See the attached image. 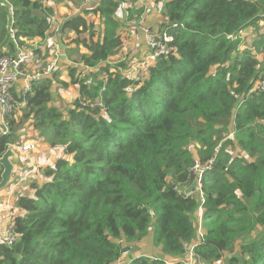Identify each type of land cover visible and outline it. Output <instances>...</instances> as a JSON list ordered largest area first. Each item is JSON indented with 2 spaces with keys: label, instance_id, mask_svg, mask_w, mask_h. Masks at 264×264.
Here are the masks:
<instances>
[{
  "label": "trees",
  "instance_id": "16d2710c",
  "mask_svg": "<svg viewBox=\"0 0 264 264\" xmlns=\"http://www.w3.org/2000/svg\"><path fill=\"white\" fill-rule=\"evenodd\" d=\"M46 1L0 0V56L15 52L14 38L44 45L56 18ZM82 1L56 37L71 46L69 81L59 73L61 50L29 91L12 88L15 108L0 121V154L24 128L62 150L39 167L48 180L32 181L33 196L16 198L19 236L0 240V264H119L149 234L161 254L121 264H186L190 247L194 264H264V0H156L169 52L137 62L132 76L117 69L123 61L108 63L123 44L115 14L126 0ZM137 1H127L128 19L144 13L140 6L130 16ZM250 27L251 44L240 49ZM47 49L36 46L42 59ZM57 82L79 86L66 113L51 102ZM195 160L210 163L202 202L196 191L182 193Z\"/></svg>",
  "mask_w": 264,
  "mask_h": 264
},
{
  "label": "built area",
  "instance_id": "2783aa9c",
  "mask_svg": "<svg viewBox=\"0 0 264 264\" xmlns=\"http://www.w3.org/2000/svg\"><path fill=\"white\" fill-rule=\"evenodd\" d=\"M56 24L59 25V22L56 21ZM50 31L51 34L44 41V45L43 43L37 44L35 42L28 44H23V43L21 44L18 43V41L15 40L14 38L13 42L16 48L15 52L6 53L0 56V119L1 120H3L4 117L15 108V100L12 95V90H13L12 86L18 80L17 78L24 74V70L27 68V66L31 65V62H34L33 68L36 67L38 70L42 68V71L41 72L38 71L36 73L33 72L25 75L23 85L20 88L22 92L29 91L33 83L37 82L39 78H41L42 76L49 74L52 71V69L57 66L58 57L61 55V52H59V50L55 52L49 64L47 66L45 65L44 67L42 66V64H40L41 59L36 51V46L50 47L52 45H55L58 29L56 27ZM145 40L147 47L149 48V52L145 56V58L139 62L141 67H143L149 62L155 61L158 56L161 55L165 56L169 52L168 42L172 40V37L168 34L160 33L156 31L153 33H147ZM74 85L77 86V84ZM4 131H7L6 126L4 127ZM33 142H34L33 140L28 139L20 143L19 142L7 143V146H12L15 150H17L20 156H23L24 158H26V160H29L27 163V168H25L26 170L23 172L20 171L17 174V176H15V180L13 182L15 184L23 183L25 179L30 174L33 173L34 165L30 160L31 151L36 149V145ZM26 160L25 162H27ZM209 168H210V163L207 164L206 162H200L198 160H195L194 164L191 167V171L193 175L195 176V174H198L199 176L197 180L198 188L197 190H195L198 193V196L200 197L199 202H202L204 200L203 192L201 191L202 176L203 173ZM202 213H203V208L202 206L199 205L194 214L195 226H196V242L201 240L204 235V229L202 226ZM11 221H12V217H10L8 222L4 225L3 239L8 244L15 241L19 236L18 233L15 232L11 224ZM188 252H189V256L186 258L187 261H185V263L192 264L191 261L193 258V247H190L188 249Z\"/></svg>",
  "mask_w": 264,
  "mask_h": 264
},
{
  "label": "rangeland",
  "instance_id": "374dc122",
  "mask_svg": "<svg viewBox=\"0 0 264 264\" xmlns=\"http://www.w3.org/2000/svg\"><path fill=\"white\" fill-rule=\"evenodd\" d=\"M73 9L76 10V11H80L81 7L83 6V4H85L86 2L85 1H77V0H73ZM126 1H132V0H126ZM56 2H59L58 0H56ZM85 2V3H83ZM137 2H140L141 3V6H144V4H146V11H144L145 14H143L141 17H144V15H147V17L141 19L138 24H137V28L135 30H133L132 32H128L129 35L133 36L134 40L132 43H139L141 42L140 40L142 39L141 36H144L145 34V31L149 30L148 26H147V21L149 20H154V19H157V15L153 12H151V10L155 9H148L147 5L148 4H154L155 2H157L156 0H141V1H137ZM82 3V4H81ZM44 4H45V1H44ZM78 5V7H77ZM155 6V5H154ZM67 5L65 6V14H58L56 12V16L58 19H64L69 15L70 12H67ZM159 11L162 10L161 9H158ZM52 19L50 18V30H53L54 28L57 27V29L59 30L60 28V25H57L56 24V21H55V18L53 16H51ZM61 21V20H60ZM153 31V30H152ZM151 31V32H152ZM156 32V31H155ZM158 32H159V27H158ZM253 28L250 27L248 28L247 31H244L241 33V38H242V42L239 46L240 49H243L245 48L246 46H249L251 44V40H252V37H253ZM125 35H126V32H125ZM146 41V40H145ZM147 45V44H146ZM122 48V47H121ZM121 48L119 50L118 53H121V59H119L118 63L123 61L124 63V66L123 67H119V69H121V71L127 75H136L137 74V70H138V67H137V64L136 62L138 61V59H134L132 62H129L131 60V57H128V53L124 54V49H122L121 51ZM59 50V52H61V47H60V44L55 41V45H52L50 47H48L47 49V52H48V55L47 53H45V56L44 58H40L41 60V63L42 66L44 67L45 65L47 66L49 64V62L52 60V57L54 56L55 52ZM141 55L144 57L146 54L144 52H141ZM142 57V58H143ZM258 59L260 60V56H257ZM117 63V64H118ZM136 64V66L134 67V65ZM34 62H31V65L30 66H27V68L24 70V74L19 76L16 80V82L13 84L12 88H16L18 91L20 90V88L22 87V84L24 82V78H25V75L26 74H30V73H33V72H41L42 71V68L41 69H37L36 67H34ZM59 73H60V76H64L66 75V78H64V80L66 81H69V78H68V69L63 65V68L62 69H59ZM67 73V74H66ZM40 79V78H39ZM79 86H78V83H77V86H69V87H66V88H63L61 85L54 83L53 85V88H52V94H51V102L55 105H57L59 107V109L63 112V113H66L68 111L69 108H71L72 106V103H73V99L75 97V92L76 90H78ZM17 91V93H18ZM28 129L27 128H24L22 134L20 135V138L19 140L20 141H17V142H23L25 140H28V139H31L33 140L36 145V149L35 150H32L31 153H30V160L32 161L33 163V176H35L34 174V171L36 169H39V167L41 166H44V165H52L53 164V161L55 160V157L58 156V155H61L62 153V150L57 148V147H52V148H49V152L53 153L52 155L47 151L46 153H44L43 155L45 156H37V158L33 159V154L35 152H37V150H40L41 148H44L46 149V145L42 144L41 142L38 144V142H36L34 140V138L31 137V134L29 133H26ZM50 155V156H48ZM21 159H22V166L27 168V163L29 160H27V162H25V158L23 156H21ZM26 164V165H25ZM26 169H20L19 165L15 167L14 171H13V176L17 175L20 171H25ZM0 171H1V166H0ZM31 174V175H32ZM30 175V176H31ZM37 177H38V174H36ZM29 176V177H30ZM42 178V176H41ZM48 180V177L47 176H43V179L42 181H47ZM9 188V187H8ZM21 189H24V190H27L28 187H25V188H21ZM5 190H1L0 191V213L3 212L4 210H6V204L7 202H9L11 199L10 198H7L5 197ZM8 195V194H7ZM30 196H33V193H30L28 194ZM6 200V201H5ZM2 202H3V206H2ZM153 219V218H152ZM150 237V236H149ZM151 248H152V243H151V239L150 238H145L143 240V242H138V243H133L130 250L128 252H126L124 254V257H131V254L130 252L133 250V251H138L141 249V251L143 253H148V254H153V250L151 251ZM235 252V251H234ZM135 253V252H134ZM161 254V252L159 253V255ZM227 257L228 254H225ZM119 261V264L121 263H124L125 259ZM193 261V260H192ZM191 261L192 264H194L193 262ZM218 264H226L225 261H220Z\"/></svg>",
  "mask_w": 264,
  "mask_h": 264
},
{
  "label": "crops",
  "instance_id": "0c3cea01",
  "mask_svg": "<svg viewBox=\"0 0 264 264\" xmlns=\"http://www.w3.org/2000/svg\"><path fill=\"white\" fill-rule=\"evenodd\" d=\"M70 1V0H69ZM89 1V0H87ZM70 2H68V0H61L59 2H56V0H47L46 1V4L48 5H54L55 6V13L57 12L58 14H65V6L67 5V12H70V14L72 13H78L79 11H76L73 9V3L69 4ZM129 4V3H128ZM128 4H127V1H121L119 3V6L117 7V11H116V19L118 21L121 22V26L119 28V31L122 35V38H123V44H122V48H121V51L122 49H124V54L128 53V57H131V60L129 62H132L134 59H140L142 58L143 56L141 55V52H144L145 54L147 53L148 49H147V45H146V41H145V38H146V34L147 33H153L155 31H158V27L161 23H164L165 22V19H164V4L162 1H157L155 2L154 4H148L147 7L148 9H153L151 10V12L155 13L157 15V19H154V20H149L147 21V26L149 28V30H147L144 34V36H141V42L139 43H132L134 38L133 36L129 35L128 32H132L133 30H135L137 28V24L138 22L147 17V15H144V17H135V18H132V19H128L127 18V15H126V9L128 7ZM145 5V11H146V4ZM155 5V6H154ZM141 6V3L140 2H136L135 5H133L132 7H130L132 10L130 12V16L131 17H134L136 16V13L134 12V10H138ZM78 7V5H77ZM161 11H159L158 9H161ZM134 12V13H133ZM145 14V13H143ZM142 14V15H143ZM141 15V16H142ZM55 20L57 22H61L64 20V19H58L57 16H55ZM153 30V31H152ZM152 31V32H151ZM125 32H126V35H125ZM72 32H70L69 34H71ZM60 41V39H59ZM60 47H61V50H62V57L60 59V62H59V65H60V69L63 68V65H64V62L63 61H66L65 60V51L68 50L69 48H71V46H65V45H62L60 43ZM69 47V48H67ZM79 52L82 53V52H86V49H84L83 47L79 48ZM73 55H76L75 53H72ZM121 53H117L111 57H109L108 59V63H110L111 65H115L118 63L119 59H121ZM261 60V59H260ZM117 69H118V66H117ZM110 70H114V67H111ZM67 74V73H66ZM130 76V75H128ZM132 76V75H131ZM63 78H66V75L62 76ZM23 85V84H22ZM1 121V119H0ZM28 130L26 131V133H29L31 134V137L34 138L35 137V132L31 129V128H27ZM31 140V139H30ZM49 147H47L46 149L44 148H41L40 150H37V152H35L33 154V159L37 158V156H45L43 155L44 153H46L47 151L49 152ZM51 155L53 153L49 152ZM50 156V155H48ZM26 160V158H25ZM27 161V160H26ZM26 165V164H25ZM20 169H25V167H23L22 165L20 166ZM41 171L39 169H36L34 171V174L35 176H33V174L29 177H27L25 179V181L21 184H11L9 186V188L7 190H5V197L7 198H10L11 200L9 201V203L7 202L6 204V210H4L3 212L0 213V240L4 238V225L8 222L9 218L10 217H13L16 213H17V207L15 205V200L16 198L19 196V195H22V194H30V193H33V189L31 187V183L33 180H37V182H41L43 177L41 178L40 176L37 177L36 174L39 175ZM15 176V175H14ZM17 176V175H16ZM25 187H28L27 190H24V189H21V188H25ZM8 194V195H7ZM6 201V200H5ZM2 206H3V202H2ZM150 234L148 236H146L145 238H150L151 239V236ZM144 238V239H145ZM143 239V240H144ZM143 240L141 242H143ZM151 243H152V240H151ZM154 249V250H153ZM130 250V249H129ZM128 250V251H129ZM153 250V254H148V253H143L140 250L138 251H131L130 254H131V257L132 256H135L137 254H147L151 257H156V256H159V253L161 252L160 250V246L159 245H153L152 244V248H151V251ZM135 252V253H134ZM124 257V255H123ZM130 257H124L125 261H127Z\"/></svg>",
  "mask_w": 264,
  "mask_h": 264
},
{
  "label": "water",
  "instance_id": "95a60500",
  "mask_svg": "<svg viewBox=\"0 0 264 264\" xmlns=\"http://www.w3.org/2000/svg\"><path fill=\"white\" fill-rule=\"evenodd\" d=\"M259 70L264 71V60L259 61ZM22 164V159L17 150H15L12 146H7L6 149L0 154V191L7 189L15 180V176H13V171L16 166ZM198 174H195L194 178L190 182L189 185L183 188L182 193L184 195L191 194L193 191L197 190V180ZM189 256V252L187 253V257ZM192 262H195V257L193 256Z\"/></svg>",
  "mask_w": 264,
  "mask_h": 264
},
{
  "label": "clouds",
  "instance_id": "9594fccd",
  "mask_svg": "<svg viewBox=\"0 0 264 264\" xmlns=\"http://www.w3.org/2000/svg\"><path fill=\"white\" fill-rule=\"evenodd\" d=\"M147 49H148V51H147L146 55H147V54H148V52H149V48H148V47H147ZM146 55H145V56H146ZM145 56H144L143 58H140V59H139L137 62L139 63V62H140L142 59H144V58H145ZM137 62H136V63H137ZM153 62H154V61H153ZM149 63H150V62H149ZM84 68H87V67H84ZM118 69H119V68H118ZM86 70H87V69H86ZM122 73H123V72H122Z\"/></svg>",
  "mask_w": 264,
  "mask_h": 264
},
{
  "label": "bare ground",
  "instance_id": "6f19581e",
  "mask_svg": "<svg viewBox=\"0 0 264 264\" xmlns=\"http://www.w3.org/2000/svg\"><path fill=\"white\" fill-rule=\"evenodd\" d=\"M238 61V60H237ZM243 80V79H242ZM213 90V89H212ZM205 98V97H204ZM210 99V98H209ZM218 99V98H217ZM205 101V100H204ZM228 109V108H227ZM204 110V109H203ZM206 112V111H205ZM199 114V113H198ZM251 116V115H250ZM217 118V117H216ZM251 118V117H250ZM241 119H239V121H240ZM246 120H248V119H246ZM36 122V121H35ZM243 123V122H242ZM251 128V127H250ZM175 132V131H174ZM182 132V131H181ZM250 138V137H249ZM241 145V144H240ZM219 146V145H218ZM209 151V150H208ZM212 151V150H211ZM188 157V156H187Z\"/></svg>",
  "mask_w": 264,
  "mask_h": 264
}]
</instances>
